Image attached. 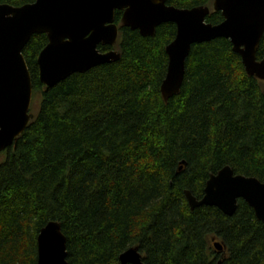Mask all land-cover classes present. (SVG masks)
<instances>
[{"label":"trees","instance_id":"1","mask_svg":"<svg viewBox=\"0 0 264 264\" xmlns=\"http://www.w3.org/2000/svg\"><path fill=\"white\" fill-rule=\"evenodd\" d=\"M213 1L168 5L212 9ZM210 11L207 23L223 22ZM115 15L118 42L98 49L121 59L52 88L39 82L37 63L47 36L24 49L36 109L0 164V264H37V236L52 221L66 236L69 264H120L134 246L144 264H264V223L246 202L226 216L191 210L185 192L201 200L209 176L226 166L264 183V82L218 38L192 46L181 91L166 102L165 50L176 25L143 37ZM258 48L261 60L264 35Z\"/></svg>","mask_w":264,"mask_h":264},{"label":"water","instance_id":"2","mask_svg":"<svg viewBox=\"0 0 264 264\" xmlns=\"http://www.w3.org/2000/svg\"><path fill=\"white\" fill-rule=\"evenodd\" d=\"M210 10L221 12L223 22L207 23ZM116 11L123 12V27L139 30L143 37L155 36L159 25H176V37L165 50L169 62L160 90L166 102L181 91L192 46L218 38L230 40L246 74L264 82V58L257 60L264 35V0H214L212 9H179L168 5V0H36L21 7L0 4V154L14 144L33 119V82L23 57L30 39L37 34L48 38L37 63L39 82L52 88L73 74L121 59L117 50L100 53L98 49L100 44L114 46L118 42ZM204 191L201 200L185 191L191 210L210 206L231 216L238 209L237 202L243 200L264 223V183L259 179L235 174L226 166L209 176ZM63 234L61 224L54 221L41 229L37 264H69ZM214 246L218 252L223 250L219 242ZM119 259L120 264H144L135 246Z\"/></svg>","mask_w":264,"mask_h":264},{"label":"rangeland","instance_id":"3","mask_svg":"<svg viewBox=\"0 0 264 264\" xmlns=\"http://www.w3.org/2000/svg\"><path fill=\"white\" fill-rule=\"evenodd\" d=\"M33 103V102H32ZM36 103L35 104H32V111L33 110H35L36 108ZM6 159V152H2L1 154H0V164L2 163V162H4V160Z\"/></svg>","mask_w":264,"mask_h":264}]
</instances>
